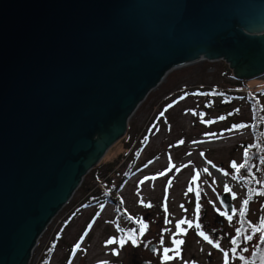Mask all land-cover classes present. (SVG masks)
I'll list each match as a JSON object with an SVG mask.
<instances>
[{"label": "water", "instance_id": "water-1", "mask_svg": "<svg viewBox=\"0 0 264 264\" xmlns=\"http://www.w3.org/2000/svg\"><path fill=\"white\" fill-rule=\"evenodd\" d=\"M200 61L264 76V0H0V264L30 263L148 95Z\"/></svg>", "mask_w": 264, "mask_h": 264}, {"label": "rangeland", "instance_id": "rangeland-1", "mask_svg": "<svg viewBox=\"0 0 264 264\" xmlns=\"http://www.w3.org/2000/svg\"><path fill=\"white\" fill-rule=\"evenodd\" d=\"M236 94L242 98H233ZM249 95L259 99L252 108ZM253 108L264 120V76L240 80L225 61L172 70L128 122L124 138L84 177L70 203L47 227L29 264H161L160 253L163 247H174L173 239L184 244L181 257L169 264H224V251L232 264L237 263L231 252L237 229L245 231L238 239L239 264L240 256L248 261L261 242L258 232L249 242L245 236L252 235L250 225L258 226L264 218V196L252 198L231 165L243 163L245 148L255 144ZM259 130L264 131V123ZM250 175L264 192V164L256 161ZM224 193L236 197L237 214L231 222L220 215L226 211ZM109 195L119 205L86 204ZM246 199L247 212L240 217ZM181 220L185 223L178 234ZM201 232L220 247L208 244ZM110 239L115 242L107 244ZM120 239L129 242L120 247ZM113 249L119 254L113 255Z\"/></svg>", "mask_w": 264, "mask_h": 264}, {"label": "snow or ice", "instance_id": "snow-or-ice-1", "mask_svg": "<svg viewBox=\"0 0 264 264\" xmlns=\"http://www.w3.org/2000/svg\"><path fill=\"white\" fill-rule=\"evenodd\" d=\"M207 95H211V93H207ZM239 127H246V125H240ZM244 157H245V163H241L239 165H237L235 162L232 163V168L235 169L236 173H240V171L242 169H244L247 166V157H248V151L246 150L244 153ZM206 171V170H205ZM225 175H228V173H224ZM235 178V177H233ZM257 183H259V181H257ZM189 191H192L191 188H189ZM226 191L231 192V189H228L226 186ZM258 195H262L264 196V192H260L258 193ZM199 196V193H197V197ZM232 198L235 199V194H232ZM250 199V197H249ZM248 204H249V200L246 199L243 201V205L241 206V208L239 209V216L240 217H244L246 215L247 212V208H248ZM199 209H200V205L199 203H197V213H199ZM237 214V210L235 208L232 209V215H227V212H220L221 216H226L227 219L231 222L233 219V216ZM185 221L181 220L177 225H176V229H177V233L179 234L181 232V225L184 224ZM189 227H191V224L189 223ZM196 227H199V225L197 224ZM251 231H252V235H247L245 236V242H249L253 239V235H255L257 232L259 233V240L261 243H264V218H261L260 220V224L258 226H252L250 225ZM186 234V233H184ZM199 235H201L203 237L204 240L207 241L208 244L212 245L213 247L219 248L220 245L219 243H213L212 239H209L208 236L204 235L203 232L199 233ZM241 235L240 230L237 229V236L236 238H233L231 240V244L233 245V248L231 249L232 255L233 257H235L237 255V248H239V243H238V239L239 236ZM115 241L110 239L109 241H107V244H111L114 243ZM129 241L126 239H120L119 240V245L120 247H123L126 243H128ZM131 244L133 246H138L137 244V240H131L130 241ZM174 247L172 248H168V247H163L162 253H160L161 255V264H169L170 261L172 260H176L179 259L181 257V246L184 244L183 240H177V239H173L172 241ZM161 245H163V240H161ZM147 246V245H146ZM76 248H79V244L76 245ZM243 251H247V249H243ZM169 253H172V255H169ZM112 254L113 255H118L119 252L116 249L112 250ZM223 257H224V264H228L229 262V253L227 251L223 252ZM241 260H243V256L239 257ZM69 264H71V261L69 262ZM103 264H107V262H103Z\"/></svg>", "mask_w": 264, "mask_h": 264}, {"label": "trees", "instance_id": "trees-1", "mask_svg": "<svg viewBox=\"0 0 264 264\" xmlns=\"http://www.w3.org/2000/svg\"><path fill=\"white\" fill-rule=\"evenodd\" d=\"M238 88L242 89V86L237 84ZM233 98H242L239 94H236L235 96L233 95ZM259 101V99L253 98V96L249 95L247 97V102L249 105H251V108L254 107V105ZM254 109V108H253ZM255 111V115H253V126H255V130L253 131L254 137H255V144L254 142L250 145H248L245 148V151H248V157H247V166L241 170V178L243 180L244 183H247V189L250 190L251 196L252 198H256L258 193L263 192L261 189H259V187L257 186V182L254 180V178L250 175L251 170L253 168V165L256 163L259 164H264V131L263 130H259V128H262L264 120L261 118L260 116L261 113L260 111H257L256 109H254ZM139 152H136V158L135 161H137ZM134 162V161H133ZM133 162L130 166V170L133 168ZM255 162V163H254ZM243 163H245V157H244V161ZM130 173V172H129ZM129 174H127V177L123 180L122 183L126 182V180L128 179ZM113 196L109 195V197H100V198H96L99 199V201L96 202H92V203H86L87 206L90 205H95V204H99L100 202H102L103 204L106 203H113L115 205H119V201H112ZM126 217L127 214H125ZM129 218V217H128ZM244 230V229H243ZM242 230V233L240 236H242V234H244L245 231ZM122 233V232H121ZM129 239L131 237L130 233L127 236ZM239 243V242H238ZM43 264H47V260L44 261ZM243 264H264V243H261L259 245V247L257 248V251L252 255V257L247 261L243 259Z\"/></svg>", "mask_w": 264, "mask_h": 264}, {"label": "bare ground", "instance_id": "bare-ground-1", "mask_svg": "<svg viewBox=\"0 0 264 264\" xmlns=\"http://www.w3.org/2000/svg\"><path fill=\"white\" fill-rule=\"evenodd\" d=\"M190 65H191V64H190ZM186 66H188V65H186ZM186 66H180V67H178V68H182V67H186ZM178 68H176V69H178ZM167 77H168V75L164 78V80L162 81V83L165 82V80H166ZM162 83H161V84H162ZM161 84H160V85H161ZM160 85H159V86H160ZM159 86H158V87H159ZM140 106H141V105H140ZM140 106H139V107H140ZM139 107H138V108H139ZM137 110H138V109H137ZM137 110L134 112V114L137 112ZM134 114L130 117L129 121L132 119V117L134 116ZM65 207H66V205L62 208V210H63ZM62 210H61V211H62ZM61 211H60V212H61ZM60 212H59V213H60ZM59 213H58V214H59ZM58 214H57V215H58ZM54 219H55V218H54ZM54 219H53V220H54ZM53 220H52V222H53ZM52 222H51V223H52ZM51 223H50V224H51ZM50 224H49V225H50Z\"/></svg>", "mask_w": 264, "mask_h": 264}, {"label": "flooded vegetation", "instance_id": "flooded-vegetation-1", "mask_svg": "<svg viewBox=\"0 0 264 264\" xmlns=\"http://www.w3.org/2000/svg\"><path fill=\"white\" fill-rule=\"evenodd\" d=\"M235 257L237 259V263L236 262H233L232 264H239L238 255H236Z\"/></svg>", "mask_w": 264, "mask_h": 264}, {"label": "built area", "instance_id": "built-area-1", "mask_svg": "<svg viewBox=\"0 0 264 264\" xmlns=\"http://www.w3.org/2000/svg\"><path fill=\"white\" fill-rule=\"evenodd\" d=\"M34 252V251H33Z\"/></svg>", "mask_w": 264, "mask_h": 264}]
</instances>
